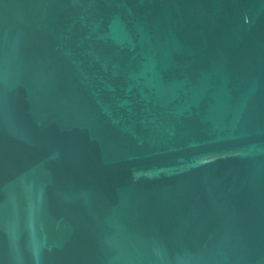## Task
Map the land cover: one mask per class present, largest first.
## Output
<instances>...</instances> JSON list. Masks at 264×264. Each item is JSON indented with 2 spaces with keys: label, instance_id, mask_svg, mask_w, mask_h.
Here are the masks:
<instances>
[{
  "label": "water",
  "instance_id": "water-1",
  "mask_svg": "<svg viewBox=\"0 0 264 264\" xmlns=\"http://www.w3.org/2000/svg\"><path fill=\"white\" fill-rule=\"evenodd\" d=\"M0 264H264V0H0Z\"/></svg>",
  "mask_w": 264,
  "mask_h": 264
}]
</instances>
